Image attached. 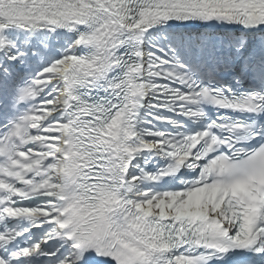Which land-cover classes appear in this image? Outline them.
Here are the masks:
<instances>
[{
	"label": "snow or ice",
	"instance_id": "1",
	"mask_svg": "<svg viewBox=\"0 0 264 264\" xmlns=\"http://www.w3.org/2000/svg\"><path fill=\"white\" fill-rule=\"evenodd\" d=\"M0 264H264V0H0Z\"/></svg>",
	"mask_w": 264,
	"mask_h": 264
}]
</instances>
